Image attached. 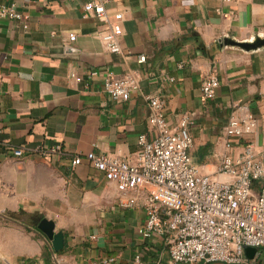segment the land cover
<instances>
[{
	"label": "crops",
	"instance_id": "1",
	"mask_svg": "<svg viewBox=\"0 0 264 264\" xmlns=\"http://www.w3.org/2000/svg\"><path fill=\"white\" fill-rule=\"evenodd\" d=\"M87 1L0 0L26 17H0V264L110 256L114 264H173L162 237L138 234L142 207H119L115 184L84 159L129 157L140 135L150 137L143 93L164 101L171 126L191 115L189 155L202 174L214 176L222 155L242 150L223 134L236 102L257 120L254 147L264 146V45L247 51L224 43L264 41V0H108L110 13L123 14L127 59L107 51L100 24L82 17ZM128 71L140 90L126 102L111 100L102 90L105 74ZM211 75L219 85L203 106L201 82ZM54 147L59 152L47 157L37 152ZM15 149L24 156L14 157ZM75 157L82 161L73 166ZM42 218L63 233L55 256L34 232ZM241 264H264V251H244Z\"/></svg>",
	"mask_w": 264,
	"mask_h": 264
},
{
	"label": "built area",
	"instance_id": "2",
	"mask_svg": "<svg viewBox=\"0 0 264 264\" xmlns=\"http://www.w3.org/2000/svg\"><path fill=\"white\" fill-rule=\"evenodd\" d=\"M107 3L87 1L82 17L100 24L99 36L107 51L127 59L121 46L123 14L110 13ZM0 17L16 21L26 18L13 7H0ZM75 39L69 36L70 41ZM137 62L144 63L145 57H138ZM139 81L132 71L121 77L106 73L102 90L111 100L126 102L140 90ZM218 85L214 75L203 79V106L215 98ZM141 97L149 110L150 137L140 135L129 157L84 156L89 165L115 184L119 207H142L145 221L138 234L145 239L162 237L173 264H241L245 248L264 251V146L256 150L250 140L258 123L248 106L239 102L231 105L223 134L242 150L238 155H222L211 176L202 174L189 155L193 146L191 115L182 114L171 126L165 118V103L158 95L143 93ZM225 147L230 151L234 145L227 142ZM37 152L47 157L57 154L59 147ZM11 154L19 158L24 151L15 149ZM81 161V157H75L71 164L76 166ZM114 262L110 256L88 264Z\"/></svg>",
	"mask_w": 264,
	"mask_h": 264
},
{
	"label": "water",
	"instance_id": "3",
	"mask_svg": "<svg viewBox=\"0 0 264 264\" xmlns=\"http://www.w3.org/2000/svg\"><path fill=\"white\" fill-rule=\"evenodd\" d=\"M225 46L238 47L243 50H254L257 47L264 45V41L259 43H238L234 41L225 40ZM34 232L42 236V238L48 243L50 242V251L53 256L60 253L64 249V237L61 231L54 230V223L48 219L42 218L35 226ZM252 248H245L246 254L253 252Z\"/></svg>",
	"mask_w": 264,
	"mask_h": 264
}]
</instances>
